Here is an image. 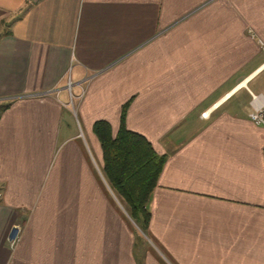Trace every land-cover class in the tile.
Segmentation results:
<instances>
[{"label": "crops", "instance_id": "crops-1", "mask_svg": "<svg viewBox=\"0 0 264 264\" xmlns=\"http://www.w3.org/2000/svg\"><path fill=\"white\" fill-rule=\"evenodd\" d=\"M250 92L264 0H0V264H264ZM97 120L165 156L147 233L105 177Z\"/></svg>", "mask_w": 264, "mask_h": 264}, {"label": "trees", "instance_id": "trees-1", "mask_svg": "<svg viewBox=\"0 0 264 264\" xmlns=\"http://www.w3.org/2000/svg\"><path fill=\"white\" fill-rule=\"evenodd\" d=\"M124 110L122 111V118ZM93 132L102 149L103 172L110 187L125 201L130 217L147 233L149 201L165 163L152 144L123 122L115 135L105 120L93 123Z\"/></svg>", "mask_w": 264, "mask_h": 264}, {"label": "built area", "instance_id": "built-area-1", "mask_svg": "<svg viewBox=\"0 0 264 264\" xmlns=\"http://www.w3.org/2000/svg\"><path fill=\"white\" fill-rule=\"evenodd\" d=\"M71 86L72 83L69 82L67 84V88L71 95ZM251 105L252 111L249 114L250 120L258 125H264V98L260 94L251 93ZM206 112L202 113V116H205ZM22 228L19 224H15L12 226V232L9 237L10 246H15V244L19 241L21 235Z\"/></svg>", "mask_w": 264, "mask_h": 264}, {"label": "rangeland", "instance_id": "rangeland-1", "mask_svg": "<svg viewBox=\"0 0 264 264\" xmlns=\"http://www.w3.org/2000/svg\"><path fill=\"white\" fill-rule=\"evenodd\" d=\"M137 231L139 232V234H142V232H143V231L141 232V231H139V230H137ZM143 233H144V232H143Z\"/></svg>", "mask_w": 264, "mask_h": 264}]
</instances>
